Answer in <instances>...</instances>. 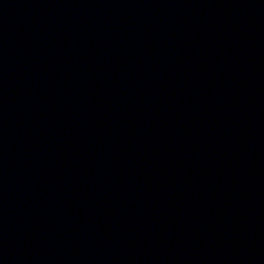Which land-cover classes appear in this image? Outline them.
Masks as SVG:
<instances>
[{
	"label": "water",
	"instance_id": "obj_1",
	"mask_svg": "<svg viewBox=\"0 0 264 264\" xmlns=\"http://www.w3.org/2000/svg\"><path fill=\"white\" fill-rule=\"evenodd\" d=\"M0 264H264V0H0Z\"/></svg>",
	"mask_w": 264,
	"mask_h": 264
}]
</instances>
